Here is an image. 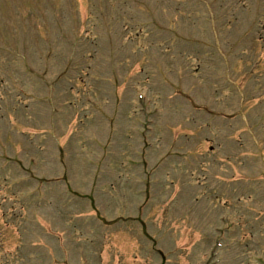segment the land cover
I'll use <instances>...</instances> for the list:
<instances>
[{
    "label": "rangeland",
    "instance_id": "rangeland-1",
    "mask_svg": "<svg viewBox=\"0 0 264 264\" xmlns=\"http://www.w3.org/2000/svg\"><path fill=\"white\" fill-rule=\"evenodd\" d=\"M0 264H264V0H0Z\"/></svg>",
    "mask_w": 264,
    "mask_h": 264
}]
</instances>
